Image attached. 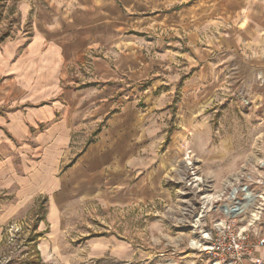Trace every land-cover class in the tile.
Here are the masks:
<instances>
[{"label": "crops", "instance_id": "1", "mask_svg": "<svg viewBox=\"0 0 264 264\" xmlns=\"http://www.w3.org/2000/svg\"><path fill=\"white\" fill-rule=\"evenodd\" d=\"M17 11L18 33L0 41V206L43 194L54 216L72 194L116 203L156 197L160 168L145 150L165 140L173 114L190 110L174 96L187 99L206 81L229 78L221 94L264 112V0H17ZM88 56L97 82L73 85L71 67ZM242 138L218 143L254 142ZM233 154L206 162L220 169L229 161L232 172L243 155ZM51 238L40 239L41 255L53 253ZM88 254L122 259L133 249L101 237ZM256 256L264 264V246Z\"/></svg>", "mask_w": 264, "mask_h": 264}, {"label": "rangeland", "instance_id": "2", "mask_svg": "<svg viewBox=\"0 0 264 264\" xmlns=\"http://www.w3.org/2000/svg\"><path fill=\"white\" fill-rule=\"evenodd\" d=\"M20 27L17 0H0V41L13 37ZM92 58L88 56L71 67L73 85L97 82ZM198 77L193 75L194 84ZM228 80L220 84L206 81L199 86L205 87L204 95L201 89L187 99L182 94L174 96L190 110L183 107L181 116L173 114L177 120L163 128L168 130L165 140L145 150L155 156L154 168H160L156 197L116 203L72 194L54 216L47 206L49 197L43 194L25 203L16 201V207L0 206V264H225L207 249L215 236V223L224 217L219 206L233 202L227 199L232 185H247L257 195L248 205L243 222L234 224L250 223V212L259 206V219L248 228L264 226V166L259 163L264 160V112L255 105L251 108L247 97L248 101L233 103L231 95L221 94V87L231 88L232 80ZM237 103L241 104L240 111ZM185 114L191 115L190 121H184ZM233 118L237 120L235 126ZM229 135L254 142L218 143ZM224 151L251 156L235 158L237 168L232 172L225 167L229 161H222L220 169L206 162L208 156ZM70 158L64 162V175L74 162ZM139 176L140 171H136L132 185ZM237 197L243 200L244 193L239 191ZM46 234L52 237L47 246L53 245V253L47 256L39 250L40 239ZM101 237L127 242L133 254L122 259L110 254L91 257L90 242Z\"/></svg>", "mask_w": 264, "mask_h": 264}, {"label": "built area", "instance_id": "3", "mask_svg": "<svg viewBox=\"0 0 264 264\" xmlns=\"http://www.w3.org/2000/svg\"><path fill=\"white\" fill-rule=\"evenodd\" d=\"M237 200L240 199L237 197ZM219 208L223 210L224 217H220L214 225L215 236L211 237L208 252L220 256L225 264H262L256 251L264 246V234L255 227L248 228L259 219L260 207L250 212L251 221L243 226H236L234 222H243L247 208L238 209L232 205L228 212L224 204Z\"/></svg>", "mask_w": 264, "mask_h": 264}, {"label": "bare ground", "instance_id": "4", "mask_svg": "<svg viewBox=\"0 0 264 264\" xmlns=\"http://www.w3.org/2000/svg\"><path fill=\"white\" fill-rule=\"evenodd\" d=\"M259 163L264 166V160H260ZM239 191H242L244 193L243 200H237V194ZM256 194H254L247 185H241V186H232V188L229 191V194L227 196V199L229 201H233L232 203L227 202L224 204V207L226 208V212H228V209L232 207V205L235 206V208L238 209H245L248 207V205H251L254 199L256 198Z\"/></svg>", "mask_w": 264, "mask_h": 264}]
</instances>
